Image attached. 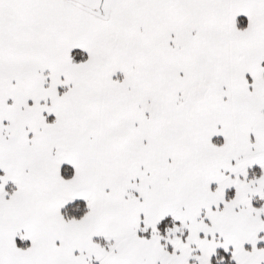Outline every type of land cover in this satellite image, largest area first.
Wrapping results in <instances>:
<instances>
[{"label": "snow or ice", "instance_id": "6c2138e0", "mask_svg": "<svg viewBox=\"0 0 264 264\" xmlns=\"http://www.w3.org/2000/svg\"><path fill=\"white\" fill-rule=\"evenodd\" d=\"M0 264H264V0H0Z\"/></svg>", "mask_w": 264, "mask_h": 264}]
</instances>
